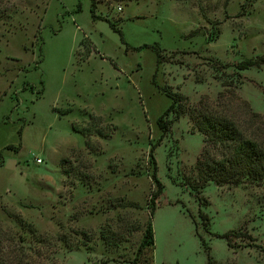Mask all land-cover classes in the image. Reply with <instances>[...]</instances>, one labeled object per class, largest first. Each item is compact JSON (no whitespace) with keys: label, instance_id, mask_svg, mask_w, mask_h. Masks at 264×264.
Masks as SVG:
<instances>
[{"label":"rangeland","instance_id":"obj_1","mask_svg":"<svg viewBox=\"0 0 264 264\" xmlns=\"http://www.w3.org/2000/svg\"><path fill=\"white\" fill-rule=\"evenodd\" d=\"M96 3L102 19L91 0H0V264H208L206 245L215 264H264V183L212 181L206 206L189 186L193 108L264 141V0ZM159 87L187 97L167 133ZM229 231L233 247L216 236Z\"/></svg>","mask_w":264,"mask_h":264},{"label":"trees","instance_id":"obj_2","mask_svg":"<svg viewBox=\"0 0 264 264\" xmlns=\"http://www.w3.org/2000/svg\"><path fill=\"white\" fill-rule=\"evenodd\" d=\"M78 11H81V3L78 4ZM96 0H91V15L94 20L102 19L97 13ZM110 27L119 33L124 43L123 31L115 25V23L106 20ZM145 46H149L145 44ZM131 46L127 45V48ZM132 49H137L133 48ZM158 61L160 62L161 51L156 50ZM258 60L244 59L237 64L240 70L249 69L258 65ZM155 78V75H154ZM160 90L169 96L172 100L170 106L158 118V125L167 133L171 130L174 121L180 118L186 112L184 103L187 97L180 92L159 87ZM175 115L174 118H170ZM256 117L259 114L254 113ZM192 118L197 129L204 136V146L200 156L197 159L196 168L198 171V180L189 183V186L196 193L199 201L203 205H208V200L202 198L200 194L202 190L210 183L216 182L220 185L239 186L242 184H262L264 183V141L249 135L247 130L242 128L235 119L226 115L219 114L210 106H200L192 109ZM255 121V119H253ZM263 129V128H262ZM75 131H78L74 128ZM155 144L152 146L150 156L154 165L152 179L155 188L152 190L149 199V208L152 210V216L156 211V201L164 190V184L158 176V165L154 156ZM206 228L210 225V218L207 214L201 212ZM153 219H149L144 233V240L140 246L139 253L142 252L146 245H155V233L153 229ZM237 232L229 231L224 234H216L217 237L227 239L229 247H233L231 237ZM203 244H205L202 239ZM211 247L206 245L208 252V264H215L216 260L209 252ZM130 264H135L131 262Z\"/></svg>","mask_w":264,"mask_h":264},{"label":"built area","instance_id":"obj_3","mask_svg":"<svg viewBox=\"0 0 264 264\" xmlns=\"http://www.w3.org/2000/svg\"><path fill=\"white\" fill-rule=\"evenodd\" d=\"M39 161H41V160H39Z\"/></svg>","mask_w":264,"mask_h":264}]
</instances>
